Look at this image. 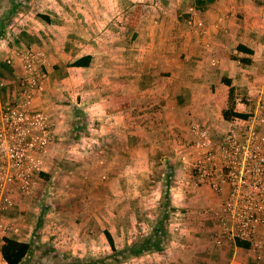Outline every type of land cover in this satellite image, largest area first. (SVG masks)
Here are the masks:
<instances>
[{
	"label": "crops",
	"instance_id": "1",
	"mask_svg": "<svg viewBox=\"0 0 264 264\" xmlns=\"http://www.w3.org/2000/svg\"><path fill=\"white\" fill-rule=\"evenodd\" d=\"M65 1L51 0L50 13L15 17L22 28L13 27L0 48L1 106L21 94L7 53L30 47L46 54V88L31 105L54 129L36 193L7 187L15 207L0 220L20 231H0V250L5 238L31 243L38 236V245L94 248L109 245L106 232L118 248L154 230L156 212L172 207L179 218L161 251L164 264H259L251 247L216 245V221L205 211L219 210L227 190L195 186L178 157L195 123L217 136L231 119L225 111L250 113L241 95L264 96V0ZM86 57L87 66H74ZM107 209L115 212L113 229ZM50 213L51 225L43 224ZM86 250L72 254L95 252Z\"/></svg>",
	"mask_w": 264,
	"mask_h": 264
},
{
	"label": "built area",
	"instance_id": "2",
	"mask_svg": "<svg viewBox=\"0 0 264 264\" xmlns=\"http://www.w3.org/2000/svg\"><path fill=\"white\" fill-rule=\"evenodd\" d=\"M205 34L203 23L196 24ZM8 64L18 65L21 94L16 103L0 105V213L15 207L7 187L16 185L27 196L34 193L43 171V157L54 139L51 121L34 114L31 102L46 88L44 54L33 49L13 51ZM4 82L0 80V90ZM247 117H232L219 135L200 123L192 127V139L181 144L178 160L197 187L226 197L219 210L206 214L216 221L215 243L246 241L259 260L264 252V97L257 99ZM0 231L17 234L19 228L0 220Z\"/></svg>",
	"mask_w": 264,
	"mask_h": 264
},
{
	"label": "rangeland",
	"instance_id": "3",
	"mask_svg": "<svg viewBox=\"0 0 264 264\" xmlns=\"http://www.w3.org/2000/svg\"><path fill=\"white\" fill-rule=\"evenodd\" d=\"M43 1L46 3L44 5L45 6L44 8L40 7L41 4L39 3V0H15V2H12V0H0V48L2 50H4L2 46L5 45L8 47L10 38H12V32H11L12 28L13 27L22 28L21 24H19L20 21L15 20V17H18L20 19L22 17L20 16L21 13L22 14L31 13L33 16H36V14L40 12L50 13L51 11H53V9L51 10V3H52L51 0H43ZM60 2L62 4H59L58 7H60V5L63 7L66 6L65 0H60ZM10 11H13V13L11 14ZM31 30L34 31V29ZM27 49H33V48L27 47ZM27 49L18 50V51H25ZM33 50L37 53L44 54L46 58L45 53L37 51L35 50V48ZM13 51L16 50H12L7 53L6 63L11 58ZM8 65L13 67H18L19 76H20L22 69L18 65H12V64H8ZM46 73L48 75L47 71ZM254 91L255 90H253V92ZM253 92H251L250 94L247 93V95L240 94L241 96L239 97L241 99V102L243 101L251 106V111L255 109L257 99L260 96H263L260 93H257L256 95V92H254L253 94ZM40 183L41 182H37V184L35 185V191L33 195L36 193V190L40 188ZM43 192L45 191L43 190ZM42 195H41L42 199L45 198ZM166 201H168V197L166 198ZM42 204L50 205L49 202L45 200L42 202ZM163 204H164V199H162V205ZM109 209H107V212L105 213V216L107 218V220L105 221L108 224V227H111L113 229V226L116 221L114 217L115 212H110ZM167 209L169 208L162 207L161 211L156 212L158 221L154 224L155 225L154 230H152L153 228L151 227L149 232L144 234L143 237L140 238V240H138L137 242H133L129 245L124 244L123 246L117 245L118 248H116L117 249L116 252H113L108 244L100 245V246L95 245L93 248L92 246L83 243L82 245H73V249L69 248L70 245L66 244L65 242L57 243L54 246L53 244H48V243L47 244L42 243L38 245L36 244V242L39 241V236H38L36 240H34L35 242H33L36 247L34 255L28 259L26 264H164L166 260L163 257L161 251L167 248L168 242L174 237L176 231L174 229V226H172L171 224L176 223L178 221L177 219L179 218L178 217L179 215H177L178 213L173 212L174 208L171 207L170 208L171 210H167ZM49 215L50 216L45 215L43 217L44 219L42 221L43 224L45 222L46 224L48 223V225H51L52 221L54 220V216H52L51 213ZM158 227H161V229L163 230L162 234L160 233L155 234V231H157ZM149 237L152 238L153 244L158 243V246L162 249L160 252L152 251V252H145L135 256L130 255V252L134 247L138 246L142 241H144ZM88 248H90L91 253L93 251L95 252H93V254L91 255L83 254L81 257L76 256V254H72L74 249L75 252H79L78 250L87 251L86 249ZM113 258L118 259L120 262H114ZM256 262L259 264H264V259L259 260L257 257Z\"/></svg>",
	"mask_w": 264,
	"mask_h": 264
},
{
	"label": "trees",
	"instance_id": "4",
	"mask_svg": "<svg viewBox=\"0 0 264 264\" xmlns=\"http://www.w3.org/2000/svg\"><path fill=\"white\" fill-rule=\"evenodd\" d=\"M142 12H143V5H140L138 9L135 11L136 20L134 21V24L137 23V17L141 16ZM89 60H90L89 57L83 58L77 61L74 64V66H78V67L87 66L89 64ZM104 105L106 109L110 110L114 106V101H109L107 104H104ZM232 116L243 118V117H247L248 115L240 114V113H232L230 111L224 112V117L226 119H230L232 118ZM157 231H155V234L163 233V230L161 229V227H158ZM105 234H106L108 243L111 247V250L113 252H116L117 249H116L112 236L108 232H106ZM236 244L239 247H244V248L251 247V244L246 241H237ZM35 248L36 247L33 242L24 243V242L17 241L15 239L5 238L3 241V245L1 246L0 252L6 264H26L28 259L34 255ZM161 250L162 249L158 246V243L153 244L152 238L149 237L145 239L144 241H142L138 246L134 247L132 251L130 252V255L135 256V255H140L145 252H152V251L160 252ZM113 261L120 262L118 259H114V258H113Z\"/></svg>",
	"mask_w": 264,
	"mask_h": 264
}]
</instances>
